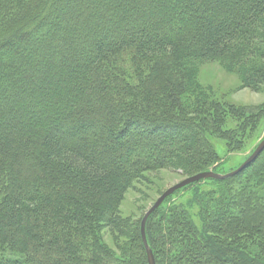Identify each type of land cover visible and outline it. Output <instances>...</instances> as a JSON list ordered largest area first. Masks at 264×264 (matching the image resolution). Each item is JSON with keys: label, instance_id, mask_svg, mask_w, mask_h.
I'll return each mask as SVG.
<instances>
[{"label": "trees", "instance_id": "1", "mask_svg": "<svg viewBox=\"0 0 264 264\" xmlns=\"http://www.w3.org/2000/svg\"><path fill=\"white\" fill-rule=\"evenodd\" d=\"M229 55L264 87V0H0V264H147L125 194L258 124L198 81ZM190 188L146 221L155 264H264V150Z\"/></svg>", "mask_w": 264, "mask_h": 264}, {"label": "rangeland", "instance_id": "2", "mask_svg": "<svg viewBox=\"0 0 264 264\" xmlns=\"http://www.w3.org/2000/svg\"><path fill=\"white\" fill-rule=\"evenodd\" d=\"M244 58L245 56H242L241 60ZM241 60L239 61L237 57L229 55L216 61L195 60L192 65L196 66L198 81L203 86L204 92H208L205 94L207 93L206 97L209 104L227 102L249 111H261L258 124L253 132L247 133L245 137L241 138L240 149L233 152H229L224 140L211 137L209 140L217 156L216 161L206 170L194 173H183L180 170H160L145 173L144 178L125 194L119 207L122 216L141 217L166 188L204 171L227 174L237 169L256 149L264 138V87L260 88L259 91L241 87V78L245 73H249L247 66H243ZM256 61L264 67V60L256 59ZM204 181L206 180H201V182ZM199 185L205 186L203 183ZM192 189L176 191L177 194L175 192L176 195H173L174 199L177 201L186 199ZM106 241L110 243L108 237H106Z\"/></svg>", "mask_w": 264, "mask_h": 264}, {"label": "water", "instance_id": "3", "mask_svg": "<svg viewBox=\"0 0 264 264\" xmlns=\"http://www.w3.org/2000/svg\"><path fill=\"white\" fill-rule=\"evenodd\" d=\"M264 150V138L260 141L256 149L252 152V154L235 170L227 173V174H219L212 171H204L197 173L195 175H192L190 177H187L180 182L175 183L174 185L166 188L158 197L157 199L152 203V205L143 213L142 218L140 220V237L141 241L145 250V256L147 264H155L154 256L152 253V250L148 246L146 235H145V225L147 219L153 214L162 204L163 202L173 195L176 191L191 185L195 182L201 181V180H207V179H214V180H225L228 178H231L238 173H240L242 170H244L246 167H248L250 164H252L256 158L263 152Z\"/></svg>", "mask_w": 264, "mask_h": 264}]
</instances>
